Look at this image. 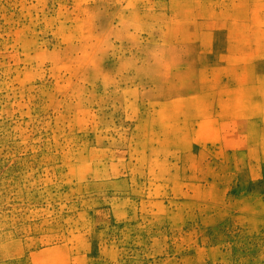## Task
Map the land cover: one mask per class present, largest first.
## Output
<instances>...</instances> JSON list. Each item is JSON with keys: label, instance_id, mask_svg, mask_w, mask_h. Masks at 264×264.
Masks as SVG:
<instances>
[{"label": "rangeland", "instance_id": "obj_1", "mask_svg": "<svg viewBox=\"0 0 264 264\" xmlns=\"http://www.w3.org/2000/svg\"><path fill=\"white\" fill-rule=\"evenodd\" d=\"M0 264H264V0H0Z\"/></svg>", "mask_w": 264, "mask_h": 264}]
</instances>
